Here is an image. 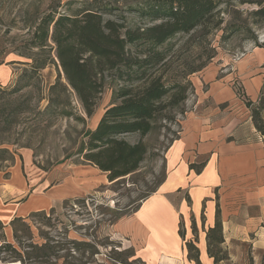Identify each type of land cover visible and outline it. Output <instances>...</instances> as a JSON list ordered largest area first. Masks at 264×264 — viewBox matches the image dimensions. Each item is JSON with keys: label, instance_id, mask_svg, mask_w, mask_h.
Listing matches in <instances>:
<instances>
[{"label": "rangeland", "instance_id": "obj_1", "mask_svg": "<svg viewBox=\"0 0 264 264\" xmlns=\"http://www.w3.org/2000/svg\"><path fill=\"white\" fill-rule=\"evenodd\" d=\"M69 1L0 0V63L21 69L11 84L0 85V146L9 148L15 154V160H22L18 162L22 163L28 181L35 184L46 181L49 189L63 184L67 178H75L82 190L79 196L63 200L51 209L37 211L46 214L27 220L30 230L21 227V237L26 247L51 239L62 242L66 235L71 240L87 241L95 247L85 253L74 249L69 259L71 264H143L135 249L116 235V224L132 215L165 180L166 153L178 138L185 118L192 112L203 113L213 106L210 101L198 104L201 97L209 93V84L205 83L208 78L213 79L212 85L232 83L231 87L240 91L243 100H251L246 85L249 86L252 76L258 73L264 76V0H215L219 5L215 18L192 34H181L172 40L173 46L167 50L168 66L161 73L167 83L181 80L189 85L188 98L178 106H168L149 135L124 136L132 144L144 142L148 152L140 170L117 183L109 182L105 173L77 155L82 143L88 141L87 132L97 128L112 103L110 89L104 92L91 117L75 96L71 99L70 117L61 116L58 110L46 111L50 88L62 72L55 64L41 70L30 87L13 92L19 83L23 84L21 74L30 69L24 63L31 60L21 54L27 52L31 26L52 8L64 13ZM76 1L78 3L72 6L75 11L86 0ZM110 1L117 8L115 19H127L131 25L143 27L150 18L143 16L141 11L167 0ZM258 52L263 53L260 62L255 58ZM202 66L201 71L189 74ZM211 71L216 75L211 76ZM200 82V88L196 87ZM248 92L255 95L253 89ZM25 158L27 161H23ZM10 167L11 163L0 162V172L7 173ZM13 172L15 175V169ZM101 177H105L104 182ZM41 198L29 202L30 205H42L37 204ZM10 235L8 229L6 239L15 243ZM4 243L0 234V246ZM214 250L225 260L220 264H264V251L248 250L243 260L227 262L225 251L220 247ZM7 257H10L8 252L1 251L0 264H38L28 259L24 263L5 261Z\"/></svg>", "mask_w": 264, "mask_h": 264}, {"label": "trees", "instance_id": "obj_2", "mask_svg": "<svg viewBox=\"0 0 264 264\" xmlns=\"http://www.w3.org/2000/svg\"><path fill=\"white\" fill-rule=\"evenodd\" d=\"M76 3V0L67 2L64 13L52 8L31 26L27 52L21 54L31 60L24 63L30 69L21 74L23 84L19 83L13 92L30 87L41 70L55 64L62 72L50 88L46 111L58 110L61 116L70 117L71 99L75 96L91 117L104 92L110 89L112 103L97 128L87 132L88 141L82 143L77 155L105 173L109 182L117 183L138 172L148 152L144 142L132 144L124 136L149 135L155 129L159 115L168 106H178L188 98L189 85L181 80L167 83L161 73L168 66L167 50L173 46L172 40L206 26L215 18L219 5L215 0H167L149 10H142L143 16L150 20L139 27L131 25L127 19H115L117 8L110 0H86L75 11L72 6ZM203 68L193 69L189 74ZM236 91L242 99L240 91ZM243 102L264 142V84L256 102L248 99ZM0 162L14 165L15 154L0 146ZM203 167L192 165L197 172ZM45 214L44 211L35 212L27 219L13 220L10 225L15 243L6 242L2 234L4 226L0 222V234L5 242L0 246V252L5 250L10 256L5 261L24 263L28 259L38 264H71L69 259L74 249L85 253L87 249L95 248L90 242L71 240L68 235L62 242L51 239L43 244L30 243L26 247L21 227L29 231L27 220ZM180 235L184 238L182 223ZM222 242L223 227L218 211L215 227L208 232L209 255L215 264L222 259L214 248ZM186 246L189 258L201 264L198 248L192 242Z\"/></svg>", "mask_w": 264, "mask_h": 264}, {"label": "crops", "instance_id": "obj_3", "mask_svg": "<svg viewBox=\"0 0 264 264\" xmlns=\"http://www.w3.org/2000/svg\"><path fill=\"white\" fill-rule=\"evenodd\" d=\"M255 54L260 62L263 53ZM20 70L1 65L0 85L11 84ZM212 80L205 81L209 93L198 104L210 101L213 106L185 118L166 153L165 180L136 212L116 224V235L135 249L143 264H196L186 246L191 242L199 250L201 264H215L209 255L208 232L215 227L218 211L223 242L217 245L227 253V262L243 260L248 250L264 251V142L232 83L212 85ZM263 84V75L252 76L246 85L251 100H258ZM15 161L7 173L0 172V222L6 242L8 229L14 239L10 224L16 218L27 219L82 192L75 178L49 189L46 181L32 183L18 162L22 160ZM192 165L204 167L197 172ZM40 198L37 204L42 205H30ZM220 259L219 264L225 261Z\"/></svg>", "mask_w": 264, "mask_h": 264}]
</instances>
